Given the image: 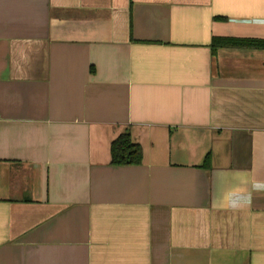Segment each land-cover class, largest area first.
<instances>
[{
	"label": "crops",
	"instance_id": "0c3cea01",
	"mask_svg": "<svg viewBox=\"0 0 264 264\" xmlns=\"http://www.w3.org/2000/svg\"><path fill=\"white\" fill-rule=\"evenodd\" d=\"M216 37L264 0H0V264H264V48Z\"/></svg>",
	"mask_w": 264,
	"mask_h": 264
},
{
	"label": "trees",
	"instance_id": "16d2710c",
	"mask_svg": "<svg viewBox=\"0 0 264 264\" xmlns=\"http://www.w3.org/2000/svg\"><path fill=\"white\" fill-rule=\"evenodd\" d=\"M220 47H246L264 48V40L256 39H236V38H214L212 49L216 53ZM112 165L131 166L140 165L143 162L144 151L140 144L133 141L129 131L122 133L111 144ZM208 155L206 164L209 163Z\"/></svg>",
	"mask_w": 264,
	"mask_h": 264
},
{
	"label": "clouds",
	"instance_id": "9594fccd",
	"mask_svg": "<svg viewBox=\"0 0 264 264\" xmlns=\"http://www.w3.org/2000/svg\"><path fill=\"white\" fill-rule=\"evenodd\" d=\"M262 187H264V185H260V184L254 185V188L257 190H260Z\"/></svg>",
	"mask_w": 264,
	"mask_h": 264
}]
</instances>
